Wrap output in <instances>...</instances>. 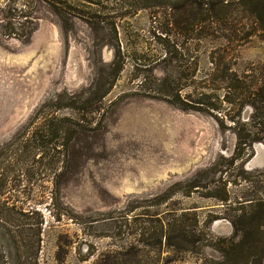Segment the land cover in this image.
I'll return each mask as SVG.
<instances>
[{
    "label": "rangeland",
    "instance_id": "obj_1",
    "mask_svg": "<svg viewBox=\"0 0 264 264\" xmlns=\"http://www.w3.org/2000/svg\"><path fill=\"white\" fill-rule=\"evenodd\" d=\"M211 1L0 0V264H264V109L225 103L209 62L249 32L232 70L264 73V27L246 4L200 32ZM71 95L97 111L53 193L30 123ZM239 130L261 141L237 154Z\"/></svg>",
    "mask_w": 264,
    "mask_h": 264
},
{
    "label": "trees",
    "instance_id": "obj_2",
    "mask_svg": "<svg viewBox=\"0 0 264 264\" xmlns=\"http://www.w3.org/2000/svg\"><path fill=\"white\" fill-rule=\"evenodd\" d=\"M246 4L256 7L255 23L258 27L263 28L264 0H214L208 3L197 4V13L196 16H194L195 26H199L200 32L202 28H205L202 27L204 23L208 24V29L212 26H220V24L227 22L229 12H235L237 9L241 8V5L246 6ZM199 30H197V32ZM252 35L253 34L249 32L242 36L239 33L222 35L220 38L224 40L225 44L217 51L214 50L210 53L209 62L214 69L220 67L219 69L223 72L221 81L224 83L222 89L226 91L224 96L225 100H223L225 103L241 108L250 106L254 110H260L264 109V73L253 68L252 70L250 69L249 73L245 72L240 76L232 70L231 52H229L230 48L236 46V44L240 42L248 40ZM185 87L187 86L184 84L180 85V87H178V92ZM177 97L181 109L188 110L189 108L187 107L189 106L184 101V98L182 100L180 96ZM202 101L203 98H198V100L191 103L203 105L204 103ZM46 108L48 109L45 110ZM61 108L73 111L75 117H57L55 115L56 110L58 111ZM95 111H97V108L91 105V102L82 100L81 96L71 95L66 96L63 100H58L57 97L53 103L49 102L42 104L34 115L30 126L39 125L33 132V141L38 142L41 149L47 147L48 151L52 152V154H50L49 165L54 170L56 169L57 163H62L61 171L55 174L52 179L54 188L53 193L59 192L60 183L63 181L67 182L73 175V171L80 165L82 148L78 146V142L85 133V120L83 118H77L76 116L81 113L83 117V113L90 114ZM236 139L237 154L243 153L253 142L261 141V138H254L249 134L242 135L240 130L236 133ZM59 156L63 157L61 161L58 160ZM41 225L42 221L39 222V226Z\"/></svg>",
    "mask_w": 264,
    "mask_h": 264
}]
</instances>
